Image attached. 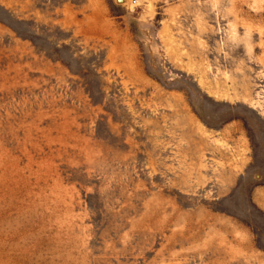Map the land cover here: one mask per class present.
Wrapping results in <instances>:
<instances>
[{
  "label": "rangeland",
  "instance_id": "rangeland-1",
  "mask_svg": "<svg viewBox=\"0 0 264 264\" xmlns=\"http://www.w3.org/2000/svg\"><path fill=\"white\" fill-rule=\"evenodd\" d=\"M0 264H264V0H0Z\"/></svg>",
  "mask_w": 264,
  "mask_h": 264
}]
</instances>
